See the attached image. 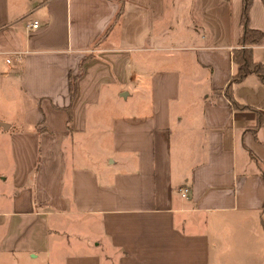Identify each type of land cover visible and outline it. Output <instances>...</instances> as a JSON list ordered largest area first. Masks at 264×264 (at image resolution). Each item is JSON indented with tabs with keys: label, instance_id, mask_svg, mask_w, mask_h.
I'll return each mask as SVG.
<instances>
[{
	"label": "crops",
	"instance_id": "0c3cea01",
	"mask_svg": "<svg viewBox=\"0 0 264 264\" xmlns=\"http://www.w3.org/2000/svg\"><path fill=\"white\" fill-rule=\"evenodd\" d=\"M241 11L0 0V264H264V83L224 93ZM249 27L264 64V0Z\"/></svg>",
	"mask_w": 264,
	"mask_h": 264
},
{
	"label": "trees",
	"instance_id": "16d2710c",
	"mask_svg": "<svg viewBox=\"0 0 264 264\" xmlns=\"http://www.w3.org/2000/svg\"><path fill=\"white\" fill-rule=\"evenodd\" d=\"M120 1L123 2L124 0ZM252 3L253 0H242V11L240 16L241 33L237 47L232 50V61L235 66V72L224 89V93L231 101V104L241 109H250V107L235 103L233 98V86L243 81L250 74H256L264 83V64L255 61L253 57L252 47L257 45L263 38V32L249 27V11ZM77 78L78 75L75 78H71L69 82L70 95L72 98L76 93ZM261 175L264 179V171L261 172Z\"/></svg>",
	"mask_w": 264,
	"mask_h": 264
},
{
	"label": "rangeland",
	"instance_id": "374dc122",
	"mask_svg": "<svg viewBox=\"0 0 264 264\" xmlns=\"http://www.w3.org/2000/svg\"><path fill=\"white\" fill-rule=\"evenodd\" d=\"M9 93L10 94H4L5 101L0 102V111H2V114L5 110L8 113L17 112V114H19L22 109V106L18 101L19 98L17 94H14L13 90L10 89Z\"/></svg>",
	"mask_w": 264,
	"mask_h": 264
},
{
	"label": "built area",
	"instance_id": "2783aa9c",
	"mask_svg": "<svg viewBox=\"0 0 264 264\" xmlns=\"http://www.w3.org/2000/svg\"><path fill=\"white\" fill-rule=\"evenodd\" d=\"M31 27H32V28H37V27H39V23H38V21H34V22H32V23H31ZM179 191H180V194H181L182 197H186V196L189 194V188H188V187H183V188H181Z\"/></svg>",
	"mask_w": 264,
	"mask_h": 264
}]
</instances>
